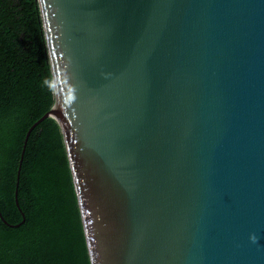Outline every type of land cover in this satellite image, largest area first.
<instances>
[{"label":"water","instance_id":"95a60500","mask_svg":"<svg viewBox=\"0 0 264 264\" xmlns=\"http://www.w3.org/2000/svg\"><path fill=\"white\" fill-rule=\"evenodd\" d=\"M38 4L90 264H264V0Z\"/></svg>","mask_w":264,"mask_h":264},{"label":"trees","instance_id":"16d2710c","mask_svg":"<svg viewBox=\"0 0 264 264\" xmlns=\"http://www.w3.org/2000/svg\"><path fill=\"white\" fill-rule=\"evenodd\" d=\"M38 0H0V264H90ZM19 170L18 180L17 171ZM17 185V201L14 192ZM23 214V215H22Z\"/></svg>","mask_w":264,"mask_h":264},{"label":"clouds","instance_id":"9594fccd","mask_svg":"<svg viewBox=\"0 0 264 264\" xmlns=\"http://www.w3.org/2000/svg\"><path fill=\"white\" fill-rule=\"evenodd\" d=\"M253 239H255V238H253Z\"/></svg>","mask_w":264,"mask_h":264}]
</instances>
